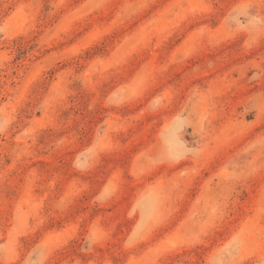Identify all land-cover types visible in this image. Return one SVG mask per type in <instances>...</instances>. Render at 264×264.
<instances>
[{"label":"rangeland","instance_id":"obj_1","mask_svg":"<svg viewBox=\"0 0 264 264\" xmlns=\"http://www.w3.org/2000/svg\"><path fill=\"white\" fill-rule=\"evenodd\" d=\"M0 264H264V0H0Z\"/></svg>","mask_w":264,"mask_h":264}]
</instances>
